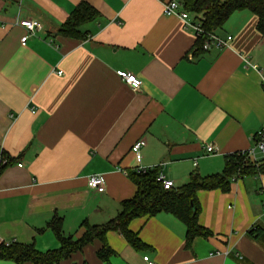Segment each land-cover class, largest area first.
<instances>
[{
  "label": "crops",
  "instance_id": "obj_1",
  "mask_svg": "<svg viewBox=\"0 0 264 264\" xmlns=\"http://www.w3.org/2000/svg\"><path fill=\"white\" fill-rule=\"evenodd\" d=\"M169 1L0 0L3 242L55 251L60 244L48 228L52 219L60 218L64 235L78 240L85 221L102 225L135 196L124 172L158 167L180 188L192 173H221L227 156L252 149L264 129L258 18L235 13L215 32L232 36L231 45L197 53L193 33L164 14ZM82 2L98 12L79 29L86 38L60 36ZM18 18L43 27L26 46ZM117 71L136 75L141 89L132 90ZM139 140L146 145L137 160L132 147ZM96 174L106 180L104 193L88 188ZM197 199L199 223L211 235L196 238L190 249L185 225L160 213L130 224L146 249L136 251L110 232L108 262L99 259L103 244L95 241L59 264H147L144 257L156 264H264V175L237 179L228 193L199 191Z\"/></svg>",
  "mask_w": 264,
  "mask_h": 264
},
{
  "label": "trees",
  "instance_id": "obj_2",
  "mask_svg": "<svg viewBox=\"0 0 264 264\" xmlns=\"http://www.w3.org/2000/svg\"><path fill=\"white\" fill-rule=\"evenodd\" d=\"M184 9L194 19L201 22L202 28L209 33L222 29L229 19L237 12L247 11L258 18L257 31L264 36V0H182ZM98 17V12L88 3L82 2L71 13L68 20L60 27L58 34L62 37L83 40L87 33L79 29ZM203 40L195 43L197 53L203 51ZM160 168L147 172L127 171V176L136 186V193L132 199L120 204L117 216L102 225H91L85 221L82 224L84 233L78 240L64 235L62 220L54 218L49 222L60 248L46 253L39 252L34 246L20 245L16 242L0 245V260L13 261L16 264H59L73 254L81 251L95 241L103 245L98 251V257L108 262L114 253L107 243V234L120 233L127 243L136 251L146 249L138 234L130 229L135 219L152 218L160 213H167L186 227V247L191 248L193 241L198 238H208L211 233L199 223L200 207L197 199L199 191L219 190L228 193L232 183L240 178L264 175V160L254 161L242 153L229 155L225 159V167L221 173L202 176L192 173L188 182L180 188L164 190L156 181ZM252 237L257 232L250 231Z\"/></svg>",
  "mask_w": 264,
  "mask_h": 264
},
{
  "label": "built area",
  "instance_id": "obj_3",
  "mask_svg": "<svg viewBox=\"0 0 264 264\" xmlns=\"http://www.w3.org/2000/svg\"><path fill=\"white\" fill-rule=\"evenodd\" d=\"M163 12L166 16L178 17L182 21L184 28L193 33L196 41L201 38L204 39L203 40V51L204 52H209L212 50H223L225 48H228L233 41L232 36H227L225 38H222L216 35L215 33L206 32L202 28L201 22L197 19H194V17L184 9L182 0H171L169 2L164 3ZM16 24L24 28L26 31V35L21 39L22 46H26L28 39L31 36H34V34L37 31H41L43 29L39 21L32 20V19H19L18 18L16 20ZM245 67L250 68L251 70L258 71V66L250 64L246 60H245ZM61 74L62 73H59V75ZM116 74L132 90L139 91L141 89L142 84H143L142 80H140L136 75L126 72V71H117ZM262 89L264 92V79H262ZM253 144L254 146L252 147V149L246 152H241V153L242 155L254 161H258L256 159V153L259 152L261 154H264V129L258 131L254 135ZM145 145H146L145 140H139L132 147V151L134 152L137 160L141 159V149ZM206 151L208 154H213L215 152V148L212 145H207ZM195 166H197V163H195ZM155 168H147V169L138 168L135 171L136 172H147ZM124 173L127 174V172H124ZM156 181L163 186L164 190H172L174 188V182L172 180L167 179L161 172L157 176ZM87 185H88V188L98 193H104L106 191V180L104 176L101 174L90 176L88 178ZM14 242L15 241L5 243L0 238V245L2 244L9 245ZM144 261L147 264H156L153 261H151L149 257H144Z\"/></svg>",
  "mask_w": 264,
  "mask_h": 264
}]
</instances>
